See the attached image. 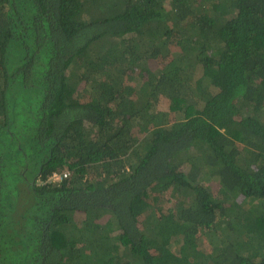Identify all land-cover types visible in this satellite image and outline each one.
I'll return each mask as SVG.
<instances>
[{
	"label": "trees",
	"instance_id": "obj_1",
	"mask_svg": "<svg viewBox=\"0 0 264 264\" xmlns=\"http://www.w3.org/2000/svg\"><path fill=\"white\" fill-rule=\"evenodd\" d=\"M0 264H264V0H0Z\"/></svg>",
	"mask_w": 264,
	"mask_h": 264
},
{
	"label": "rangeland",
	"instance_id": "obj_2",
	"mask_svg": "<svg viewBox=\"0 0 264 264\" xmlns=\"http://www.w3.org/2000/svg\"><path fill=\"white\" fill-rule=\"evenodd\" d=\"M219 184V183H218ZM218 184H217V189H218ZM209 185H211V181L209 182Z\"/></svg>",
	"mask_w": 264,
	"mask_h": 264
}]
</instances>
